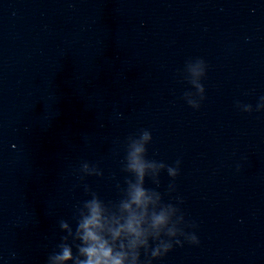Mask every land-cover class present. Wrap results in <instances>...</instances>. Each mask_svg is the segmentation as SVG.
<instances>
[{"label":"clouds","instance_id":"1","mask_svg":"<svg viewBox=\"0 0 264 264\" xmlns=\"http://www.w3.org/2000/svg\"><path fill=\"white\" fill-rule=\"evenodd\" d=\"M151 134L148 131H143L142 139L144 141H151ZM146 151L144 145H138L135 147V152L133 153V163L131 168L136 172L138 177V183L132 185L131 192V202L137 206L146 207L149 197L146 196V189L141 187V184L144 181L145 176V167L146 165L141 161L137 154L143 153ZM87 167V165H85ZM171 175L176 176V169H169ZM86 207L89 209V215L85 216L78 224L77 232H82L80 235V240L83 242L84 246L76 245L77 255H73L72 247L67 243H61L58 245L60 251L51 254L48 257V264H64L65 261H73V264H123L124 262V253L113 251V247L109 246L108 240L105 239L103 233L104 224L101 222V207L100 203L96 198L88 200L85 202ZM125 209H129L130 215L126 221V224L121 225L119 229L109 231L112 234L113 240L118 237L121 231H126L134 235L135 239L131 241L132 245L135 246L139 244H147L146 239H141L144 236V231L141 229L140 224L143 219V213L137 215L134 211H131V204H124ZM168 217L164 212H161L159 215L154 214L152 217V227L159 228L167 222ZM59 226L62 229L68 228V223L65 220L59 222ZM175 235L174 232L171 233ZM66 237H62V240H65ZM190 242L198 243L197 238L193 235L189 238ZM179 243V241H176ZM172 245L167 244L163 246V252L161 248L157 245L152 249L151 255L153 257H159L163 254H166ZM80 257H85L81 259Z\"/></svg>","mask_w":264,"mask_h":264}]
</instances>
